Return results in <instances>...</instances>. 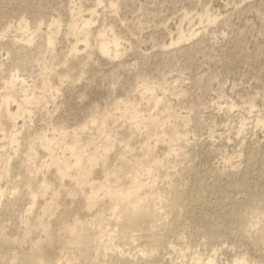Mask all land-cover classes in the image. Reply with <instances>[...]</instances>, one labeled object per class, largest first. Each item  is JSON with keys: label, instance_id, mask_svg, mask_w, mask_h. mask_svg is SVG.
<instances>
[{"label": "rangeland", "instance_id": "374dc122", "mask_svg": "<svg viewBox=\"0 0 264 264\" xmlns=\"http://www.w3.org/2000/svg\"><path fill=\"white\" fill-rule=\"evenodd\" d=\"M263 122L264 0H0V264H264Z\"/></svg>", "mask_w": 264, "mask_h": 264}, {"label": "bare ground", "instance_id": "6f19581e", "mask_svg": "<svg viewBox=\"0 0 264 264\" xmlns=\"http://www.w3.org/2000/svg\"><path fill=\"white\" fill-rule=\"evenodd\" d=\"M97 1V0H96ZM102 2V1H101ZM101 2H100V4H101ZM97 3H99V2H97ZM99 5V4H98ZM110 6H111V8H113L114 7V4L113 3H111V4H109ZM83 10V9H82ZM207 10H208V8H207ZM75 11V10H74ZM77 12H79V10H76ZM83 12V11H82ZM92 12V11H91ZM90 12V13H91ZM72 13V12H71ZM74 13V12H73ZM93 13V12H92ZM74 14H78V13H74ZM203 15H205L204 13H203ZM209 15H210V13H209ZM71 16H72V14H71ZM75 16V15H74ZM78 17V16H77ZM209 17V16H208ZM74 18V17H73ZM79 18V17H78ZM77 18V19H78ZM76 19V18H75ZM80 19V18H79ZM209 19H211V17L209 18ZM73 20V19H72ZM89 20V19H88ZM207 20V19H206ZM82 21H85V20H82ZM210 21V20H209ZM200 22H202V21H200ZM213 22V21H212ZM73 24H71V25H69L70 26V31H69V33H71L72 35H75V33L77 34V32H76V30H78L77 29V25L78 24H75L76 22L75 21H73L72 22ZM26 24V23H25ZM87 25H89V22L86 20L85 22H84V25H83V27L84 26H87ZM19 27L21 26V25H18ZM27 26V25H26ZM90 26V25H89ZM19 27L17 28L18 30H17V32L19 31ZM83 27L81 26V28L83 29ZM6 28V27H5ZM11 28V27H10ZM21 28V27H20ZM27 28V27H26ZM24 27H22L21 29H20V31L22 30V32L23 31H25V30H27V29H24ZM85 29H87V27H85ZM85 29H84V31H85ZM14 31V30H13ZM79 31H81V30H79ZM83 31V30H82ZM83 31V32H84ZM102 32V31H101ZM70 34V35H71ZM84 35L85 36H87L88 34H85L84 33ZM83 35V36H84ZM78 36V34L76 35V36H74V37H77ZM84 36V37H85ZM182 36H184V35H182ZM195 36V35H194ZM79 37V36H78ZM88 38V37H87ZM97 38L99 39V44H98V51H100L102 54H104V55H108L109 54V51H110V47H112L113 49H114V52H116V54H117V52H118V46H119V44H118V39H116V38H113L112 40H107V39H105L104 38V36H103V34H101V33H99L98 34V36H97ZM47 39V45H49V46H53V44H54V42H55V40H54V38H53V36L51 37V36H49L48 38H46ZM182 39H184V38H182ZM182 39H180V40H182ZM86 40V41H85ZM84 41L85 42H87V39H86V37L84 38ZM88 43V42H87ZM174 44V43H173ZM175 45V44H174ZM148 87V86H147ZM153 87V86H152ZM149 90V89H148ZM147 90V91H148ZM151 90V89H150ZM151 91H154V90H151ZM146 92V91H145ZM150 94V93H149ZM151 95V94H150ZM10 97L11 96H5L4 98H3V103L7 106V105H9V103H10ZM152 98V97H151ZM150 98V99H151ZM155 98H157V97H155ZM153 99L152 100V102L154 101V104L157 106V105H159L158 103H160V101L161 100H158L159 98H157V99ZM153 104V103H152ZM153 104V105H154ZM252 107V106H251ZM250 107V108H251ZM156 108V107H155ZM251 109H253V107L251 108ZM134 111V110H133ZM251 112V111H250ZM126 114V113H125ZM132 114V113H131ZM6 117L9 119V120H14V118H15V116H16V114H13V113H11L9 110H8V108H6ZM136 115V114H135ZM125 116V115H124ZM256 121H258V120H256ZM152 122V121H151ZM259 122V121H258ZM149 123V122H148ZM243 123H245V122H243ZM257 123V122H256ZM261 124H262V122H260ZM264 123V122H263ZM153 124V123H152ZM258 124V123H257ZM151 125V124H150ZM241 125V124H240ZM244 125V124H243ZM244 126H241V128H243ZM72 146V145H71ZM71 149L70 150H72V151H74L75 153H74V163H73V167L75 168V170L76 171H78L79 170V166H80V164H81V161L82 160H80V156L79 155H77V149H76V147L75 146H72V147H70ZM80 152V151H79ZM79 154V153H78ZM92 158V157H91ZM95 160H96V158L94 157L93 159H90L89 161H90V163H94L95 162ZM97 160H98V158H97ZM56 166H57V171L59 172V174H60V177L62 178H64L65 176H67V168L69 167V166H67L66 165V163L64 162V163H62L65 167L62 169V165L60 164V163H54ZM135 179V178H134ZM139 184V183H138ZM137 183H136V185L134 186V187H132V188H129V189H120V188H118L119 190H115V191H113V190H111L110 188V190H108L107 189V186H106V189H107V191L105 192V197L107 196V199L109 198V200H110V202H111V208H112V210L109 212V213H111V212H113L112 214H113V217L115 216V220L116 221H119L120 219L121 220H123V221H120V222H123V223H121L120 225V227H121V234H120V236L122 237V238H124L125 237V233L126 232H129L128 231V229L129 228H133V225L135 224H137V222H139L140 220H141V223L140 224H142V222L145 220V221H147L146 219H149V221L152 219H154V216H156L155 215V213L156 212H158V210L157 211H155L154 209H152V208H150V207H147L145 204H144V201H143V199H140L138 196H137V192L139 191V187H140V189H141V187L142 186H139ZM143 184V183H142ZM105 186V185H104ZM109 186V185H108ZM105 188V187H104ZM103 188V189H104ZM92 189H93V187H92ZM98 189V188H97ZM91 190V189H90ZM94 191V190H93ZM90 193H92V191L90 192ZM88 196V195H87ZM90 196V195H89ZM146 197V196H145ZM91 198H93L94 199V196L92 197V195L90 196V197H88V200L89 199H91ZM173 199V198H172ZM175 199V198H174ZM173 199V200H174ZM92 200V199H91ZM96 200V199H95ZM90 201V200H89ZM160 201V200H159ZM175 201V200H174ZM170 202V201H169ZM172 202L173 201H171V203L170 204H168V205H171V207H172V213L174 212V206H176V205H174L173 204V206H172ZM149 203V202H148ZM176 203H178V201L176 200ZM90 204V203H89ZM93 204V203H92ZM159 204V203H158ZM167 205V204H166ZM152 207V206H151ZM155 207V206H154ZM166 207V206H165ZM170 207V208H171ZM168 208H169V206H168ZM177 208V207H176ZM156 209V208H155ZM171 210V209H170ZM169 209L167 210L168 212H169V214L171 213V211H170ZM176 210V209H175ZM161 212H162V210H161ZM165 212V211H164ZM167 213V212H166ZM176 213V212H175ZM175 213L173 214V215H175ZM157 214V213H156ZM166 216V215H165ZM100 217V216H99ZM110 217H112V216H110ZM101 218V217H100ZM105 218V217H104ZM160 218V217H159ZM113 219V218H112ZM144 219V220H143ZM105 220V219H104ZM114 220V221H115ZM143 220V221H142ZM154 221V220H153ZM153 221H151V222H153ZM158 221V220H157ZM98 222V221H97ZM116 223V222H115ZM147 223H149V222H147ZM259 223V222H258ZM253 224V223H252ZM130 225H131V227H130ZM134 225V226H135ZM241 225V224H240ZM253 225H255L256 226V223H254ZM258 225V224H257ZM70 226V225H69ZM99 226H100V224H99ZM114 226V225H113ZM137 226H139V225H137ZM142 226V225H141ZM145 226H147L146 224H145ZM248 226H251V225H248ZM254 226V227H255ZM72 228H68V232L69 233H73L74 234V229L73 228H75V227H73V225L71 226ZM114 228H115V226H114ZM113 228V229H114ZM135 228V227H134ZM138 228V227H137ZM98 229V228H97ZM116 229V228H115ZM146 229V228H145ZM254 229V228H253ZM64 230H66V228L64 229ZM88 230V229H87ZM101 230V229H100ZM105 230V229H104ZM111 230V229H110ZM109 230V231H110ZM131 230V229H130ZM133 230V229H132ZM143 230V229H142ZM90 231V230H89ZM106 231V230H105ZM119 231V230H118ZM141 231V230H140ZM258 231V230H257ZM101 232V231H100ZM150 232H152V231H150ZM264 232V231H263ZM76 233V232H75ZM102 233V232H101ZM259 233V232H258ZM118 234H119V232H118ZM129 234V233H128ZM86 235V234H85ZM105 235V234H104ZM69 236V235H68ZM110 236V235H109ZM128 236V235H127ZM126 236V237H127ZM89 237V236H88ZM100 238V237H99ZM109 238V237H108ZM111 238V237H110ZM129 238H132L131 236L129 237ZM128 237H127V239H129ZM134 238V237H133ZM132 238V239H133ZM88 238H86L85 236H80V235H75L74 236V242H76V243H82V245H85V247H86V245H89L88 243H90V242H92L91 240L90 241H88L87 240ZM93 239V238H92ZM150 239V238H149ZM124 240V239H123ZM135 240V239H134ZM97 241H99V240H97ZM110 241H112V242H114L113 240H109V242ZM72 242V241H71ZM111 242V243H112ZM130 242H132V241H130ZM136 242V241H135ZM95 243V242H94ZM110 243V244H111ZM127 243H129V242H127ZM69 244V243H68ZM117 244V243H116ZM73 245V244H72ZM92 245H94V244H92ZM98 244H96V246H97ZM95 246V247H96ZM108 246V245H107ZM123 246V245H122ZM84 247V248H85ZM102 247V246H101ZM88 248H90V246L88 247ZM105 248V247H104ZM117 248V247H116ZM102 249V248H101ZM101 249H99V247H98V250H101ZM102 250H105V251H107L106 249H102ZM96 251V250H95ZM97 252H99V251H97ZM104 252V251H103ZM108 252V251H107ZM115 252V251H114ZM100 253V252H99ZM109 253V252H108ZM140 253H142V252H140ZM143 254H144V252H143ZM106 255V254H105ZM112 255V254H111ZM116 255V254H115ZM99 256H101V254H99ZM106 257V256H105ZM104 257V258H105ZM120 257V256H119ZM120 261V260H119ZM212 262H213V260H212ZM210 263V264H213V263ZM73 263V262H72ZM104 263V262H103ZM116 263V262H115ZM114 264V263H113ZM233 264H247V262L242 258V259H240V260H236V261H233Z\"/></svg>", "mask_w": 264, "mask_h": 264}]
</instances>
